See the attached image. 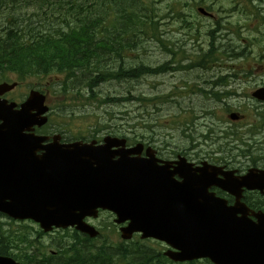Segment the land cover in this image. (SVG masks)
Returning a JSON list of instances; mask_svg holds the SVG:
<instances>
[{
	"label": "water",
	"instance_id": "obj_1",
	"mask_svg": "<svg viewBox=\"0 0 264 264\" xmlns=\"http://www.w3.org/2000/svg\"><path fill=\"white\" fill-rule=\"evenodd\" d=\"M14 84H0V95ZM254 96L264 99V88ZM16 104L0 103V212L31 220L43 232L74 228L90 237L98 231L85 222L99 210L116 215L120 237L155 238L170 246L163 254L175 262L208 258L213 264H264V214L227 206L209 191L228 192L230 179L218 183V168L193 166L185 157L157 164L152 148H125V139L105 136L102 144L60 136L36 135L47 121L45 95L30 91ZM114 148V149H113ZM178 174L181 180L174 179ZM226 177L227 174H224ZM240 212V215L237 213ZM0 264H19L0 256Z\"/></svg>",
	"mask_w": 264,
	"mask_h": 264
},
{
	"label": "rangeland",
	"instance_id": "obj_2",
	"mask_svg": "<svg viewBox=\"0 0 264 264\" xmlns=\"http://www.w3.org/2000/svg\"><path fill=\"white\" fill-rule=\"evenodd\" d=\"M66 1H55L57 7H60L63 12L56 11L54 15L49 13L46 16L47 29L52 26H66V19L71 15L67 12L69 6ZM258 1L254 0L252 4L255 5ZM143 2L149 9L146 14L156 22L155 38L151 37L150 31L147 32L146 37L140 36V45H143L144 48L138 50L135 59L132 58V52H130L131 57L127 60V66L136 64L139 59L149 65L169 59L172 50H163L161 43L170 47L169 44L174 42L185 52L183 55L180 52L176 54V58L183 64L182 70L159 75H146L137 80L105 81L94 88L95 95L89 100L77 98L72 91L65 93L61 85L62 76L54 77V79H52L53 75L45 76L42 80H51L50 101L60 102L59 107L53 108L50 126L61 129L65 137L82 136L87 139H100L109 133H131L133 127H136V132L139 133L142 131V127L152 126L156 147L168 157L179 153L183 147L188 150L194 147V144L189 142V139H193V135L189 133L182 135L181 130L185 125H188L187 132L193 126V129H199L197 131L199 133L204 128L203 125L210 121L216 127L227 123L233 131H238L236 137L239 139L248 131L253 134L258 133L259 129L264 126V108H260L256 104V101L251 97V92L259 86H264V38L260 43H250V47L246 46L243 57L238 58L235 55L234 58H230L225 55L228 52L222 50L229 45L235 50L240 46L244 47L245 42L242 39L245 36L249 40L251 39L252 25L247 26L246 24L248 15L240 12V4L247 5L246 0H204V5L210 6L215 11V18L210 20L188 17L187 19L192 21V26L187 28L188 30L182 27L177 19L165 17L168 5L174 0H144ZM258 6L261 13L264 14V2H260ZM40 16L32 17L33 24L36 23L34 19ZM255 21L256 19H253V22ZM129 36L132 37V34L130 33ZM212 46L218 49L214 53L222 57L220 62L213 64L216 66L215 68L223 67L231 70V72L224 71V76H230L236 72V76L227 77L228 84H214L217 77L222 75L220 70L212 71L211 68L188 70L184 68V65L196 61L200 54L210 50ZM245 70H248V73L245 74ZM33 75L30 73L24 78L26 85H32L34 81L39 80L38 76ZM183 77L186 83L183 81ZM238 77L241 80L237 81V85H235ZM14 78V76H10L8 80ZM204 91H218V93L224 94L228 91H236V94L224 95L216 99ZM138 94L143 95L146 99L142 101ZM108 95L131 96L136 99L130 98L129 101L121 103L101 101ZM66 103L69 104L65 105ZM153 104L159 109L153 108ZM232 110L244 114L245 118L241 122L229 121L227 115ZM66 112L70 116L66 115ZM205 112L211 116L200 118L201 113ZM259 138L256 139L259 140ZM166 146L171 147L166 149ZM209 149H211L210 146L202 143L192 152L199 150L209 152ZM192 152L189 151V154L192 155ZM113 217L111 213L104 211L100 212L96 219L91 220L94 225L98 226L99 238H101H95L92 244H98V240L104 241L109 247L110 255L118 254L120 260H123L120 249L125 246L132 250L134 263L144 261L147 264H156L155 256L165 249L163 243L155 240L139 242L137 241L140 240L138 236L133 238L135 244L139 243L138 247L132 246L128 241L123 242L116 231L117 225L114 224ZM0 227L2 230H9L12 233L20 232V234L28 235V240H31L30 246L19 244L20 248H27L34 253L40 250L45 254H49L50 250H56L59 244L70 242L72 231L68 228L67 231L53 230L52 234L40 233L38 225L30 220L11 221L1 215ZM19 237L21 238V236Z\"/></svg>",
	"mask_w": 264,
	"mask_h": 264
},
{
	"label": "trees",
	"instance_id": "obj_3",
	"mask_svg": "<svg viewBox=\"0 0 264 264\" xmlns=\"http://www.w3.org/2000/svg\"><path fill=\"white\" fill-rule=\"evenodd\" d=\"M49 0H29V5H34L35 14L33 16H40L35 18V24L31 14L27 17L12 16V29L6 30L4 39H0V68L5 70H11L16 72L21 78L30 75V73L36 74H48L59 72L63 73L64 77L61 81L63 91L65 93L74 91L78 93L84 100L93 98L91 94L94 87L105 76L113 75L116 78H128L132 79L136 76H144L145 74H157L169 69H178V65L172 67L168 64H159L157 66H149L144 63H140L138 68L126 67L123 63L122 66H118L113 73H110L112 68L106 60L110 57L109 52L113 51L115 55L119 56L122 48L121 40L128 31H121L117 35V28L120 25L129 27H138L142 37L147 35L148 30L155 29L152 25L147 24L151 20L147 17L146 20L142 19L138 24L135 19L126 15L119 17V24L113 23L111 30L105 24V18L99 16L97 13L101 10H105L106 6L113 8L114 10L125 12L126 9L121 3L122 0H67L68 14L72 13L75 5V19H66L65 25L68 27L66 31L55 29L61 28L63 25L55 27L52 26L47 29L45 25L46 16L43 12L44 4ZM56 5L52 1V6ZM61 12L63 10L59 9ZM53 13V12H52ZM54 15V14H53ZM259 24L264 29V21L260 16H257ZM136 27V28H137ZM116 36L117 40L113 39ZM263 38V32L256 31L252 40L260 42ZM127 45L124 46L126 50ZM132 48V44H130ZM195 66H202V61L192 63V66H184L185 68H191ZM226 79L221 77L214 82L225 83ZM212 93L218 97L221 93L218 91H212ZM136 99V97H132ZM143 100L144 98H140ZM130 100V97H114L105 96L101 101L106 103H121ZM70 106V105H68ZM153 108L159 109V107L152 105ZM145 138V136L141 135ZM152 138V137H151ZM250 146V144H249ZM0 233L7 235L10 233L6 230H2L0 227ZM13 238L14 248H17L19 244H25L30 246L31 241L28 240V236L24 235L19 237L20 234L10 233ZM74 240L69 247H63L58 250V253L63 254L59 261H51L49 259L37 260V256L34 252L23 249V255L20 256L12 251L10 255L22 260V264H147V262L134 263L132 261V250L122 246L120 252L122 253L123 260L118 259V254L111 256L107 255L106 248L103 246L99 248L97 254L94 256L93 252L89 249L84 252L81 245L89 247L86 243L91 239L77 233L76 231L71 234ZM8 236V235H7ZM9 237V236H8ZM2 240V238H0ZM132 246L138 247V244L130 242ZM5 249L0 247V253ZM90 252V253H88ZM119 252V251H118ZM156 264H171L161 252L156 256ZM187 264H211L207 259L196 260Z\"/></svg>",
	"mask_w": 264,
	"mask_h": 264
},
{
	"label": "flooded vegetation",
	"instance_id": "obj_4",
	"mask_svg": "<svg viewBox=\"0 0 264 264\" xmlns=\"http://www.w3.org/2000/svg\"><path fill=\"white\" fill-rule=\"evenodd\" d=\"M5 1L8 5L7 10H6L7 16L27 17L30 14H31V16H33L35 14L34 5H29V0H5ZM262 2H264V0H262ZM45 3L46 4L44 5V8H49L50 7L49 1H46ZM183 4H184V0H183ZM198 6H199V4H195L194 8H197ZM30 7L32 8L31 11L29 10ZM204 7L205 8H211L208 5H204ZM171 12L172 11L169 10L166 13L170 14ZM180 12L183 13L182 15L190 16L193 14L194 10H191V9L184 10V7H183V9ZM240 12L248 14L247 12L242 11V10H240ZM1 13L5 14L4 11H2ZM136 13H138V11ZM213 18H215V11H213ZM128 35H129V33H128ZM128 35L125 38L129 42ZM138 35H139L138 32L133 34L134 49L138 48V44H139ZM4 36H5V31H3L0 34V39H2ZM122 39H124V37H122ZM127 57L128 58L130 57V53L127 54ZM35 84H37V85H35V87H30L29 85H25L24 91L28 92V90H30L31 88H33V89L37 88L38 90L45 92V93H48L50 91V89L48 87V84H49L48 82H47V86L40 85V82H35ZM4 95L3 96L5 98L13 99L9 95H7V93ZM16 99H18V98L16 97ZM261 108H264V102L261 103ZM238 114H239V119L236 121L241 122L245 118V116H244V114H242L240 112H238ZM41 132L44 133L45 135L50 134V131H48V130H44ZM254 145H257V146L258 145H264V141L263 140L256 141ZM153 147L156 149L155 155L158 158H161L164 160H170V161L174 160L173 156L168 157L166 154L163 153L162 150H160L159 148H156L154 145H153ZM231 151L232 152L230 153L228 159L223 161V163L220 165H222L225 170H234L235 176H237V177L243 176L249 167L264 168V162H262L264 156H259L256 159L255 163H252L253 158L250 159V154L242 152V142L241 141L233 142L232 146H231ZM141 154L143 155L144 152H142ZM217 192L221 193L222 197L224 199H226L228 204H233L235 202V198L232 195L227 194L226 192H223V191L218 190V189H217ZM240 201L243 202L247 206V208H249L251 210L264 212V196L262 194H260L259 190H248L246 188H243L241 190ZM86 221L93 224L90 221V219H86ZM0 247L5 249L4 252L10 251L12 249L11 243L9 241L0 240ZM51 252H52L51 253L52 255H55V252H53L52 250H51ZM0 254H5V253H0ZM50 260L53 261V258H50Z\"/></svg>",
	"mask_w": 264,
	"mask_h": 264
},
{
	"label": "bare ground",
	"instance_id": "obj_5",
	"mask_svg": "<svg viewBox=\"0 0 264 264\" xmlns=\"http://www.w3.org/2000/svg\"><path fill=\"white\" fill-rule=\"evenodd\" d=\"M124 104V103H123Z\"/></svg>",
	"mask_w": 264,
	"mask_h": 264
}]
</instances>
